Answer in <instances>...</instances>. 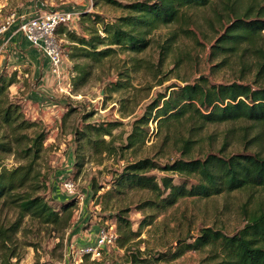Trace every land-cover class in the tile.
Instances as JSON below:
<instances>
[{"label": "rangeland", "instance_id": "rangeland-1", "mask_svg": "<svg viewBox=\"0 0 264 264\" xmlns=\"http://www.w3.org/2000/svg\"><path fill=\"white\" fill-rule=\"evenodd\" d=\"M125 4L142 0H115ZM253 0H215L205 8L185 9L179 21L161 26L149 38L151 46L141 54L118 52L93 70L89 83L78 91H61L60 86L50 80H43V69L33 70L24 57L28 51L20 48L6 55L0 69L1 73L13 76L15 83L10 87V97L22 108L26 119L38 122L40 130L47 133L45 150L37 164L41 179L48 186L39 195L46 197L53 206L69 199L60 191L67 180L76 185L78 198L83 200L74 208V216L68 227L56 228L25 217L16 236V243L4 245L0 242V264H126L127 252L147 249L152 253L165 252L178 245L183 239L191 240L206 227L222 229L234 234L243 228L242 208L249 210L264 209V189H248L221 195L211 199H185L166 212L140 210L151 195L134 190L125 195L108 200L101 196L111 188L113 179L131 162L150 157L160 164H167L181 158L179 145L166 143L164 133L157 129V123L150 122V135L145 145L136 151L122 152L121 146L127 144L133 124L142 118L149 106L163 94H168L172 86L193 84L205 77L212 83L231 82L242 72H249L256 61L257 49H264V32L258 37L252 51L244 48L238 52H228L213 56L218 39L224 34L233 20L231 9L243 12ZM91 7V8H90ZM77 10L96 14L105 22L116 21L128 13L103 0H0V22L7 21L12 15L16 18L31 16L42 12ZM91 10V11H89ZM92 23L83 17L67 28L81 35ZM101 29V26L98 25ZM189 32L191 34H187ZM171 38L173 42L168 52L163 47ZM66 56L65 78L72 83L73 63L67 57L69 43L58 37ZM136 60L142 62L140 71L133 67ZM45 68L49 64L45 62ZM121 74H129V78ZM28 75V76H27ZM250 75L247 80H252ZM127 81L130 87L111 92V87ZM55 85V86H54ZM119 122L113 131L112 147L119 148L111 153L96 154L79 142V133L87 124L106 125ZM176 140H194L193 157L203 158L212 153L231 156L242 152L264 154V124L248 120L207 125L201 130H192L189 122L176 125L172 130ZM110 141V137H105ZM85 157L83 167H77ZM1 163L8 169L19 163L11 155L0 156ZM152 174L162 176L153 171ZM175 181L179 179L175 176ZM191 182H195L191 179ZM62 200V201H59ZM120 210H128V218L133 230L141 232V237L132 241L128 249L116 243L101 258L83 256L80 247L95 238L98 227L117 229L115 216ZM152 216V225L143 223ZM20 220L15 208L0 203V226L10 227ZM83 242H78V239ZM74 249L71 250V246ZM16 257L12 258V254ZM206 253H189L179 261L170 264H199ZM168 264V263H162Z\"/></svg>", "mask_w": 264, "mask_h": 264}, {"label": "trees", "instance_id": "trees-1", "mask_svg": "<svg viewBox=\"0 0 264 264\" xmlns=\"http://www.w3.org/2000/svg\"><path fill=\"white\" fill-rule=\"evenodd\" d=\"M128 14L116 21L105 22L96 14L82 13L81 17L92 23L81 35L66 26L59 28L57 34L69 45L67 57L73 63L71 68L73 91L86 86L93 70L118 52L141 54L151 46L149 38L161 26L179 21L183 10L205 8L215 0H142L119 3L103 0ZM233 20L215 45L213 56L228 52H238L242 48L252 51L257 39L264 32V0H253L243 12L231 9ZM101 26V29L98 28ZM187 34H191L186 32ZM174 38L163 47L168 52ZM256 61L249 72L226 83H212L203 77L193 84L172 86L168 94H163L151 104L145 115L133 124L127 144L121 146L122 152L140 150L150 135V122L157 123V129L164 133L166 143L179 145L182 156L173 162L160 164L154 158L145 157L129 163L113 179L111 188L101 197L112 200L115 196L138 190L151 195L139 207L166 212L185 199H211L230 195L248 189H264V154L242 152L231 156L209 153L203 158L193 157L195 141L190 138L176 140L172 130L176 125L189 122L192 130H201L207 125L223 124L248 120L264 124V49H257ZM133 67L140 71L142 62L136 60ZM250 75L254 78L247 80ZM129 78V74H121ZM15 83L13 76L0 74V156L11 155L19 163L8 169L0 158V203L15 208L20 220L10 227L0 226V242L15 244L16 236L25 217L44 225L66 228L74 216L78 199H68L53 206L45 196V180L37 171L38 161L45 150L47 133L40 130L38 122L25 118L22 108L10 97V87ZM130 87L129 82L121 81L111 87L118 92ZM121 124L110 122L106 125L87 124L86 129L77 135V141H84L86 147L96 154L111 153L119 148L112 147L113 131ZM111 140H105V137ZM77 167L85 164V157ZM153 171L162 176L152 174ZM175 176L179 179L175 181ZM194 179L195 182H191ZM243 228L234 234L222 229L206 227L191 240L183 239L177 246L156 254L145 249L127 252L128 245L141 237V232L133 230L128 218V210H120L115 216L117 222V243L126 249V264L173 263L189 253H206L199 264H264V209L242 208ZM152 216L143 227L152 225ZM16 253L12 254V258ZM88 257V256H87Z\"/></svg>", "mask_w": 264, "mask_h": 264}, {"label": "built area", "instance_id": "built-area-1", "mask_svg": "<svg viewBox=\"0 0 264 264\" xmlns=\"http://www.w3.org/2000/svg\"><path fill=\"white\" fill-rule=\"evenodd\" d=\"M82 13L77 10H65L42 12L19 18L12 15L6 22H0V57L6 56L13 39L18 35H22L32 48L48 58L50 72L56 78L60 90L66 91L70 95L73 90L70 81L66 82L64 89L61 87L63 81L67 78L65 73L66 56L58 40L57 32L62 26L68 27L77 24ZM60 191L69 199L79 200L76 185L72 180L65 181ZM82 200L81 197L79 201ZM117 240L118 234L114 228L100 227L94 238V243L81 248L80 251L83 256L90 255L95 259L101 258L103 252H107L109 248L114 247ZM73 249V246H71V250Z\"/></svg>", "mask_w": 264, "mask_h": 264}, {"label": "crops", "instance_id": "crops-1", "mask_svg": "<svg viewBox=\"0 0 264 264\" xmlns=\"http://www.w3.org/2000/svg\"><path fill=\"white\" fill-rule=\"evenodd\" d=\"M20 46V48L24 49L25 51H28L27 53L24 54V57L29 61V63L31 64V66L33 67V70H38L40 71V69H43V80L47 81L50 80L52 83H54L55 85L58 84V82L56 81V78L51 74L50 72V64H49V60L48 58H46L44 55L40 54L39 52H37L34 48H32L30 46V44L24 39V37L22 35H18L13 39V43L10 46L9 50H8V54L15 52V50ZM6 58V56L4 57H0V69L4 63V59ZM45 62H47V64H49V68H45ZM70 74V72H69ZM69 74L67 75L68 78ZM28 76V75H27ZM54 85V86H55ZM63 200H66L63 198ZM68 200V199H67ZM62 201V200H59ZM100 227L97 228L96 231V235L98 233ZM95 235V237H96ZM78 242H82L80 240V238L78 239ZM83 243V242H82ZM94 243V239L92 241H88L85 242L81 245V248L87 247L89 245H92ZM74 248V245H73Z\"/></svg>", "mask_w": 264, "mask_h": 264}]
</instances>
